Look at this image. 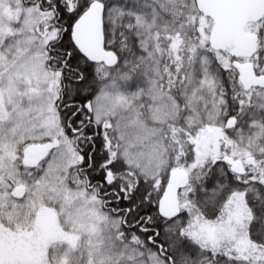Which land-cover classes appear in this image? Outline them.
Masks as SVG:
<instances>
[{"label":"snow or ice","instance_id":"6c2138e0","mask_svg":"<svg viewBox=\"0 0 264 264\" xmlns=\"http://www.w3.org/2000/svg\"><path fill=\"white\" fill-rule=\"evenodd\" d=\"M0 264H264V0H0Z\"/></svg>","mask_w":264,"mask_h":264}]
</instances>
